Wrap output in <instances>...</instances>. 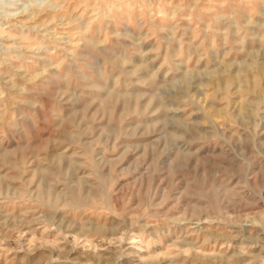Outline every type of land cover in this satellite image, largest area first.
Wrapping results in <instances>:
<instances>
[{
  "label": "rangeland",
  "instance_id": "374dc122",
  "mask_svg": "<svg viewBox=\"0 0 264 264\" xmlns=\"http://www.w3.org/2000/svg\"><path fill=\"white\" fill-rule=\"evenodd\" d=\"M0 264H264V0H0Z\"/></svg>",
  "mask_w": 264,
  "mask_h": 264
}]
</instances>
